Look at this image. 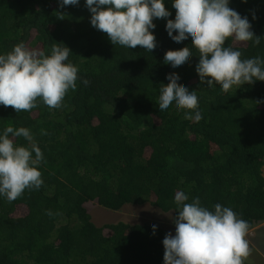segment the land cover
Listing matches in <instances>:
<instances>
[{"label": "trees", "instance_id": "16d2710c", "mask_svg": "<svg viewBox=\"0 0 264 264\" xmlns=\"http://www.w3.org/2000/svg\"><path fill=\"white\" fill-rule=\"evenodd\" d=\"M165 6L175 19L171 0ZM229 7L248 17L261 43L226 46L242 59L264 58V0H230ZM90 18L85 0L63 8L58 0H0V54L21 42L50 54L63 43L80 77L58 109L38 102L17 113L0 105V130L29 128L44 154L40 189L12 202L0 197V264H164L178 191L210 210L230 207L249 223L247 239L257 254L255 242L264 236V226L252 234L264 222V81L227 93L219 85L209 89L196 72L198 52L168 36L167 19L154 20L157 47L149 52L114 46ZM186 47L193 54L188 65L164 63L168 50ZM169 74L197 90L199 122L183 111L159 110V87ZM15 143L30 147L23 137ZM91 203L112 212L152 206L157 215L170 214L163 213L171 223L96 221ZM256 263L262 261H245Z\"/></svg>", "mask_w": 264, "mask_h": 264}, {"label": "clouds", "instance_id": "9594fccd", "mask_svg": "<svg viewBox=\"0 0 264 264\" xmlns=\"http://www.w3.org/2000/svg\"><path fill=\"white\" fill-rule=\"evenodd\" d=\"M60 8L77 6L80 0H58ZM247 2V0H244ZM166 0H85L91 12L90 23L106 33L116 46H137L152 52L157 47L154 34L156 19H167L166 31L176 44L190 42L199 62L196 72L200 84L212 89L217 85L227 93L234 86L264 81V58L242 59V52L227 44L261 38L251 30L247 16L229 7L230 0H171L175 19L165 6ZM60 18L63 14L57 12ZM255 18V17H254ZM72 50L63 43L51 46L50 54L31 49L24 42L6 54H0V105L11 106L17 113L30 111L42 102L49 109L62 107L69 90L77 89L79 68L69 56ZM193 54L189 47L168 50L164 63L173 69L188 65ZM168 83L159 87L158 108L168 112L183 111L185 119L199 122L197 90L181 86L178 76L169 74ZM88 85L87 79L82 80ZM23 137L30 147L15 143ZM31 130L7 126L0 130V197L12 202L25 190H38L43 185L39 170L44 162L41 148L33 142ZM183 191L175 194V235L164 240V264H245L251 254L247 239L249 223L230 207L217 203L214 210L202 205ZM264 223V222H263ZM157 226L153 225L155 233Z\"/></svg>", "mask_w": 264, "mask_h": 264}, {"label": "rangeland", "instance_id": "374dc122", "mask_svg": "<svg viewBox=\"0 0 264 264\" xmlns=\"http://www.w3.org/2000/svg\"><path fill=\"white\" fill-rule=\"evenodd\" d=\"M88 207L90 208V212L94 214L95 217L96 216L98 217V218H95L96 221H98L99 219L101 222H115V221L117 222L120 220L125 221V222H135L137 220L146 221L147 219L152 218V219H156V222L164 227H168L169 224L171 223L170 220L166 218L167 216L163 215L164 212L161 213L158 211V215H157V213H155L154 207L152 206H149V209L147 208L146 211L144 210L145 208H143L144 206L141 205L139 206L140 208H137L135 206H128L124 210L116 211V212H112L107 209L106 210L102 209L98 205L96 204L94 205L93 203L88 205ZM164 214L167 215L168 213H164ZM159 215L160 217H158ZM262 226H264V223L261 224V227ZM172 228L173 230L169 229V231L174 235L175 225L172 226ZM257 244L258 245H255L257 246V251H256L257 254L251 253L250 256L247 258V261L260 262L261 260L262 261L261 264H264V236L261 240H259Z\"/></svg>", "mask_w": 264, "mask_h": 264}, {"label": "crops", "instance_id": "0c3cea01", "mask_svg": "<svg viewBox=\"0 0 264 264\" xmlns=\"http://www.w3.org/2000/svg\"><path fill=\"white\" fill-rule=\"evenodd\" d=\"M258 226H259V227H258ZM258 226H256V227L253 229L254 231H252V233L256 232V231H255V229H257V230H258V228H260V227H261V224H259ZM255 244H256V245H258V244H257V242H255Z\"/></svg>", "mask_w": 264, "mask_h": 264}]
</instances>
